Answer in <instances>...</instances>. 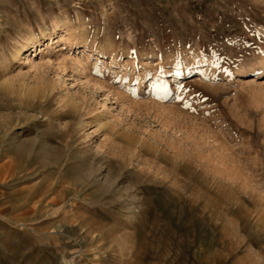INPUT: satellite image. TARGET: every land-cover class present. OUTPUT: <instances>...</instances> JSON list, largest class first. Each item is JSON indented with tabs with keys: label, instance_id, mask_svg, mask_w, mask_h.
<instances>
[{
	"label": "rangeland",
	"instance_id": "obj_1",
	"mask_svg": "<svg viewBox=\"0 0 264 264\" xmlns=\"http://www.w3.org/2000/svg\"><path fill=\"white\" fill-rule=\"evenodd\" d=\"M0 264H264V0H0Z\"/></svg>",
	"mask_w": 264,
	"mask_h": 264
},
{
	"label": "bare ground",
	"instance_id": "obj_2",
	"mask_svg": "<svg viewBox=\"0 0 264 264\" xmlns=\"http://www.w3.org/2000/svg\"><path fill=\"white\" fill-rule=\"evenodd\" d=\"M60 29H62V27L60 25H56L54 31H58ZM41 33H42V39H43L42 41H46L48 39L51 40L50 37L48 38V30L47 29L43 30V32H41ZM59 41H60V39L57 38L55 40H51L50 43L53 44V43H57ZM44 43L35 44L34 39H32V38L29 39L28 42H27V45H26L27 46L26 54L25 53L21 54L22 57L20 56V61H19L20 63L19 64L20 65H22V64H26V65L29 64V66L31 64L32 65H37V63H36V56L38 54H40L42 50H45L46 47H43L44 46ZM33 46H35L36 49L31 50V48ZM59 47H60L59 44H55L54 46H52V48H53L54 51L52 52V55L47 56L46 61L51 62V63L54 61V55H55L56 52H58ZM41 58L44 59L45 56L43 55V56H41Z\"/></svg>",
	"mask_w": 264,
	"mask_h": 264
},
{
	"label": "snow or ice",
	"instance_id": "obj_3",
	"mask_svg": "<svg viewBox=\"0 0 264 264\" xmlns=\"http://www.w3.org/2000/svg\"><path fill=\"white\" fill-rule=\"evenodd\" d=\"M164 95H168V93H167V92H165V93H164Z\"/></svg>",
	"mask_w": 264,
	"mask_h": 264
}]
</instances>
